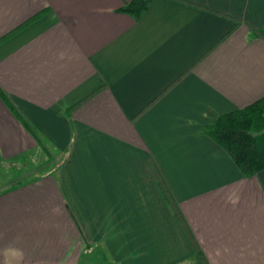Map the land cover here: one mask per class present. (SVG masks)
Masks as SVG:
<instances>
[{"label": "crops", "instance_id": "1", "mask_svg": "<svg viewBox=\"0 0 264 264\" xmlns=\"http://www.w3.org/2000/svg\"><path fill=\"white\" fill-rule=\"evenodd\" d=\"M128 1L0 0V161L47 163L0 264H264V169L206 134L264 96V0Z\"/></svg>", "mask_w": 264, "mask_h": 264}, {"label": "trees", "instance_id": "2", "mask_svg": "<svg viewBox=\"0 0 264 264\" xmlns=\"http://www.w3.org/2000/svg\"><path fill=\"white\" fill-rule=\"evenodd\" d=\"M149 1L130 0L120 11L137 19ZM0 96L5 99L1 92ZM206 134L229 154L242 175H255L264 169V96L245 107L218 115L206 126ZM198 255L204 262L200 252Z\"/></svg>", "mask_w": 264, "mask_h": 264}, {"label": "rangeland", "instance_id": "3", "mask_svg": "<svg viewBox=\"0 0 264 264\" xmlns=\"http://www.w3.org/2000/svg\"><path fill=\"white\" fill-rule=\"evenodd\" d=\"M33 156V155H32ZM42 155H34L33 157H26L22 163H3L0 161V190L11 187L21 181L31 179L33 176L42 172L43 166L47 163H43V159L40 160ZM97 252H92L88 255V264H111L108 256L106 257L105 252L100 251L99 247L96 249ZM198 260L200 264H205L201 261L199 255Z\"/></svg>", "mask_w": 264, "mask_h": 264}, {"label": "clouds", "instance_id": "4", "mask_svg": "<svg viewBox=\"0 0 264 264\" xmlns=\"http://www.w3.org/2000/svg\"><path fill=\"white\" fill-rule=\"evenodd\" d=\"M17 253L21 256V258H22V256H23V254H22V252H19V250H17Z\"/></svg>", "mask_w": 264, "mask_h": 264}]
</instances>
